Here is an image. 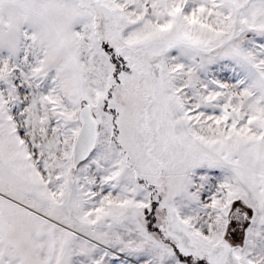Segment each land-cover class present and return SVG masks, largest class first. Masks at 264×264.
Masks as SVG:
<instances>
[{"label": "snow or ice", "instance_id": "6c2138e0", "mask_svg": "<svg viewBox=\"0 0 264 264\" xmlns=\"http://www.w3.org/2000/svg\"><path fill=\"white\" fill-rule=\"evenodd\" d=\"M0 264H264V0H0Z\"/></svg>", "mask_w": 264, "mask_h": 264}]
</instances>
